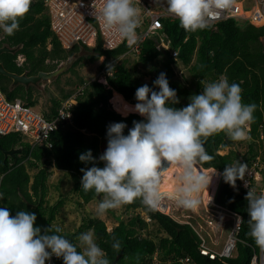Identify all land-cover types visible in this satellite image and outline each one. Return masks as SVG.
Returning a JSON list of instances; mask_svg holds the SVG:
<instances>
[{"label": "trees", "instance_id": "trees-1", "mask_svg": "<svg viewBox=\"0 0 264 264\" xmlns=\"http://www.w3.org/2000/svg\"><path fill=\"white\" fill-rule=\"evenodd\" d=\"M160 33L169 40V51H157L155 40L148 38L142 42L139 54L136 55V65L161 62V71L166 74L171 89L177 93L178 104L169 106L180 109L190 103V97L201 94L208 81L214 82L220 77H226L230 84H239L242 89V103L257 105L254 120L250 124L249 135L244 153H238L231 148L227 154L220 155V148L231 146L234 141L221 132L207 138L204 147L213 159L200 165L203 168H214L221 172V182L217 189L214 202L229 211L241 216L235 254L227 258H210L201 254L199 239L188 225H180L173 219L154 209L146 207L141 199H136L123 206L131 211L132 215L125 220H119L111 231H107L105 222L99 218L86 216L75 232L65 231L61 235L77 245L78 251L82 248L77 240L83 231L93 230L98 246L104 250L110 264H182L179 258L189 256L192 264H249L253 251L258 248L255 241L248 235L249 215L248 201L244 191L233 188L226 183L223 172L226 165H233L237 161L244 163L256 155L261 156L264 163V26L255 27L250 24L240 25L234 20H225L210 25V27L195 32H186L180 27L179 19L164 18ZM19 30L11 36L4 34V43L10 48H18L11 53H2L0 63L13 73L36 75L40 71L50 72L57 69V64L67 60L80 48L87 52L79 56L71 65L73 74L77 76L78 83L72 93H67L59 100H52L50 112L54 115L60 103L71 94L75 96L76 104L71 107L73 115L72 125L59 128L50 134L52 146L31 149L23 142L19 133L0 135V146L4 150L19 149L5 157L0 151L1 197L0 207H6L15 216L17 211L35 213L37 216L35 226L44 229L54 225L59 210L64 205L61 197L55 204L47 205V180L51 175L49 168L54 167L69 175L72 180V190L78 197V205L82 206L94 199H101L103 193L96 194L94 190L84 192L81 188L82 168H90L92 164H84L79 160L80 154L91 150L95 158V166L103 167L99 160L102 144L107 146V129L110 124L122 122L126 124L124 135L133 128V121H144L146 118L137 113L122 116L112 109L110 99L113 92L123 96L125 101L136 104V90L143 86V82L135 75L136 65L127 66V59L116 62L118 57L130 51L125 43L113 49L102 47V40L98 38L94 47L74 45L70 49L61 46L56 35L50 30L49 17L44 10L42 0H34L30 11L19 22ZM157 39V38H155ZM177 51L172 56L171 51ZM18 54L25 56V62L18 66ZM101 57L104 60L99 65L104 69V80L97 79L84 81L78 77L74 67L83 61L95 62ZM189 67L191 79H183L184 84L174 80V65L177 62ZM161 58V59H159ZM46 60H49L46 63ZM7 80L9 82H7ZM10 79L0 75L2 89L8 99L20 98L26 105L34 107L37 102L33 98V85H16L10 87ZM154 91L159 88L153 86ZM260 132L263 139L260 138ZM258 145V146H257ZM107 148V147H106ZM104 148V152L106 150ZM36 172L31 175L30 170ZM238 181V179L236 180ZM141 212L150 218L147 222ZM156 223L165 233L163 236L152 237L147 228ZM119 240L121 249L117 252L113 243ZM156 254V260L153 258ZM118 258L116 259V257ZM47 262V261H46ZM55 264H63L62 258H53Z\"/></svg>", "mask_w": 264, "mask_h": 264}, {"label": "clouds", "instance_id": "clouds-1", "mask_svg": "<svg viewBox=\"0 0 264 264\" xmlns=\"http://www.w3.org/2000/svg\"><path fill=\"white\" fill-rule=\"evenodd\" d=\"M33 1L0 0V29L3 31L0 48L17 51L18 48H10L3 42L4 34L11 36L19 30V22L30 11ZM231 3L232 0H166L168 13L179 19L180 27L186 32L210 27V13L215 8H227ZM139 17L137 0H105L100 11L104 26L130 44L137 42ZM19 58L23 59L21 63ZM24 62L25 56L18 54L17 65ZM153 83L159 91H154L147 84L139 87L135 92L137 103L129 109L145 117L146 122L133 121L134 126L128 135H124L127 126L122 122L108 126L107 148L99 157L104 167L95 166L91 150L79 156L82 163L93 165L81 169V188L84 192L94 190L96 194H104L96 208L98 216L138 198L149 209H156L162 200L160 185L163 175L173 164L180 169L178 184L167 195L178 205L195 209L201 203V191L207 190L212 180V176L205 175L200 168L213 159L204 147L207 138L223 132L232 141L251 140L250 124L257 105L242 103L239 84H230L226 77H221L217 82L205 84L201 94L191 96L186 107L177 109L169 106L178 104L179 100L176 91L170 88L166 74L161 72ZM230 149L231 146H227L217 152L222 151L223 154H219L224 155ZM165 162L168 167L164 166ZM246 171L247 165L237 161L226 165L223 178L235 186L237 179L243 180ZM218 172L221 177V172ZM245 199L250 217L248 235L264 249V193L257 195L250 188ZM36 219L35 213L21 210L13 216L8 208L0 207V264H46L52 256L62 258L63 264H110L106 253L96 243L93 230L80 234L78 240L82 251H78L76 244L61 235L62 227L50 226L42 234L41 228L35 226ZM114 226H107V231ZM112 247L119 252L120 241L116 240ZM201 254L209 256L210 252ZM153 258L156 260V254Z\"/></svg>", "mask_w": 264, "mask_h": 264}, {"label": "built area", "instance_id": "built-area-1", "mask_svg": "<svg viewBox=\"0 0 264 264\" xmlns=\"http://www.w3.org/2000/svg\"><path fill=\"white\" fill-rule=\"evenodd\" d=\"M44 10L49 17L50 30L56 35L61 46L70 49L74 45H87L94 47L98 38L102 40V47L113 49L121 43L130 46L133 55L140 52L143 41L148 38L155 40L154 47L157 51H169V40L160 33L162 29V19H176L167 11L166 0H137V7L140 9V25L136 29L137 42L130 44L127 39L122 38L104 26L100 18V11L105 0H42ZM178 19V18H177ZM225 20H234L237 24H250L255 27L264 26V0H232L227 8H215L208 16L210 25H216ZM157 38V39H155ZM264 43V37H262ZM172 56H177V51H171ZM23 59L19 58V63ZM104 70L102 71V73ZM71 94L64 99L57 107L54 115L48 117L46 113L41 112L35 107L26 105L21 99H8L0 85V135L9 133H19L23 136V142L30 145L31 149L37 147L52 146L49 138L50 134L59 128H66L73 123L71 107L76 104L75 96L79 93ZM50 112V109L49 111ZM260 138L263 139L262 134ZM219 153L223 154L222 151ZM247 165V171L243 180L236 181L234 189L244 191L246 195L249 189L254 190L257 195L264 193V163L261 156L256 155L244 162ZM0 176V185H1ZM208 204L213 205L217 210L209 209L207 211L229 216L233 219L232 228L228 233L222 249L217 253L207 246V237L202 233V224L193 225L188 220H178L179 224L188 225L199 239V250L201 253L210 252V257H231L235 254L237 232L241 223V216L229 211L228 209L216 204L214 198ZM1 197V188H0ZM162 203V202H160ZM167 206L168 204H165ZM179 207H182L179 205ZM183 208V207H182ZM156 210L163 212L159 207ZM197 212V211H196ZM164 213V212H163ZM167 214V213H165ZM169 216V214H167ZM173 219V218H172ZM145 220L150 222V218ZM211 225L212 221H207ZM52 256L46 264H55ZM183 264H192L189 256L180 259ZM249 264H264V249L258 247L253 251Z\"/></svg>", "mask_w": 264, "mask_h": 264}, {"label": "rangeland", "instance_id": "rangeland-1", "mask_svg": "<svg viewBox=\"0 0 264 264\" xmlns=\"http://www.w3.org/2000/svg\"><path fill=\"white\" fill-rule=\"evenodd\" d=\"M0 31L1 35L3 31L2 29H0ZM82 54L86 55L87 52L84 51L83 48H80L73 55H70L67 60L61 61L57 64L56 68H59L60 72L56 76H54V78H52L48 82L41 81L37 85H33V98L37 102V104L34 106L36 109L40 110L43 113H46L52 106V100H59L67 93H72V91L74 90V86H76L78 81L77 76L73 74L72 69L70 67L72 63ZM123 59H127V66L130 68L136 65V56L132 54L128 53L121 55L120 57H118L116 62H121ZM102 60L103 57L93 63L85 60L81 64L76 65L73 70H75L78 77H82L86 82L92 81L94 79H97L99 81L103 79L104 81V74L102 73V69L99 68V65L102 63ZM193 63L194 57L190 65L188 66H184L182 65V63L177 62L173 67L175 73L174 80L184 84L183 79H191L189 74V67ZM161 69L162 67L160 61L149 63L146 65L138 63L136 65L134 75L139 80H141L144 85L147 84L149 88L153 89V82L158 78L159 74L162 72ZM219 79L214 82H217ZM7 82L9 81L7 80ZM207 83L212 82L208 81ZM11 86L12 85H10V87ZM116 97L117 96L113 92L111 98L116 99ZM121 104H124L123 101H121ZM111 107L113 109L112 103ZM246 144L247 140L234 141L231 145V148L235 149L238 153H244L246 150ZM106 147V145L102 144L101 155L104 153L103 149ZM224 152H227V150H224ZM102 164L104 167V162H102ZM200 168L205 175L209 177L212 176V180L207 190L205 189L201 191V203L199 204V206L195 209H188L184 207L182 208L179 207V205L174 199H171L166 194H162V206H164V203L170 206H168L169 208L165 210V212H163L169 214V216L173 218V220H175L176 222L178 220H188L193 225H196V223L202 224V233L204 234V236L207 237V246L218 253L222 249L225 239L228 233L230 232V229L232 228L233 219L229 216L221 214L219 215L214 212L207 211L209 209L217 210L213 205H209L208 202L211 201L212 196L216 190V186L217 184H220L222 178L220 177L219 172L213 168L204 169L201 166ZM49 170H51V175L47 180L46 202L47 205H53L61 197L64 199V205L59 210V213L55 218L54 225L62 227L65 231L75 232L82 224V218L86 216L99 218L103 220L106 226L110 228L113 225H117L119 220L126 221L129 216L132 215L131 211L125 210L122 206L115 210H108V212L103 216H98L96 214V208L98 203L103 199V196L101 199H94L91 202L80 206L78 205V197L72 190L73 183L69 175L63 171L55 169L54 167H50ZM35 172L36 169L30 170L31 175H33ZM160 208L164 210V207L162 208L161 205ZM141 215L144 216L145 214L141 212ZM207 221H212L213 223L209 225ZM147 230L149 231V234L152 237L165 235V233L159 229L156 223H152L147 228ZM86 232L87 231L85 230L82 233ZM77 242L79 244V240H77Z\"/></svg>", "mask_w": 264, "mask_h": 264}, {"label": "bare ground", "instance_id": "bare-ground-1", "mask_svg": "<svg viewBox=\"0 0 264 264\" xmlns=\"http://www.w3.org/2000/svg\"><path fill=\"white\" fill-rule=\"evenodd\" d=\"M7 44V43H6ZM82 46H84V45H80V47H82ZM10 47V46H9ZM93 63V62H92ZM12 72V71H11ZM21 74V73H20ZM102 82H104L103 81V79L101 80ZM114 94L117 96L116 97V99H118V100H116V99H114V98H111L110 99V101H111V103H112V105H113V109L117 112V113H119V114H121L122 116H124V115H128V114H130V113H135V112H133V111H130L129 109L130 108H132V107H134L135 106V104H130L129 102H127V101H124V99L122 98V96L121 95H119L117 92H114ZM119 100H120V102H119ZM121 101H123V103L124 104H121ZM138 114V113H137ZM126 115V116H127ZM164 166L165 167H168V165H167V162H165L164 163ZM179 171H180V169L175 165V164H173V165H171V166H169L168 168H167V171L164 173V175H163V178H162V182H161V185H160V191H161V194H166L167 195V193H170V192H172V191H174V189H175V187L177 186V184H178V174H179ZM216 188H217V186H216ZM216 191V190H215ZM215 193V192H214ZM214 195V194H213ZM168 196V195H167ZM213 197V196H212ZM212 200V199H211ZM162 204L163 203H160V205H161V207L163 208L164 207V210H162L161 208H160V205L158 206L162 211H164L165 212V210H167L170 206L169 205H167V206H162ZM169 206V207H168ZM167 207V208H166Z\"/></svg>", "mask_w": 264, "mask_h": 264}, {"label": "water", "instance_id": "water-1", "mask_svg": "<svg viewBox=\"0 0 264 264\" xmlns=\"http://www.w3.org/2000/svg\"><path fill=\"white\" fill-rule=\"evenodd\" d=\"M13 51L14 50H11L7 47H2L0 48V55L2 53L13 52ZM59 72H60V69L58 68L50 72L40 71L36 75L27 76L25 73L17 74V73L9 72L0 63V75L11 79L12 85L20 84L24 86H29V85H37L41 81L48 82L52 78H54V76H56ZM0 151L4 154L5 157L10 156L14 153L20 152L19 149L4 150L1 146H0ZM117 258L118 256L116 257V259Z\"/></svg>", "mask_w": 264, "mask_h": 264}, {"label": "crops", "instance_id": "crops-1", "mask_svg": "<svg viewBox=\"0 0 264 264\" xmlns=\"http://www.w3.org/2000/svg\"><path fill=\"white\" fill-rule=\"evenodd\" d=\"M214 169V168H213Z\"/></svg>", "mask_w": 264, "mask_h": 264}]
</instances>
